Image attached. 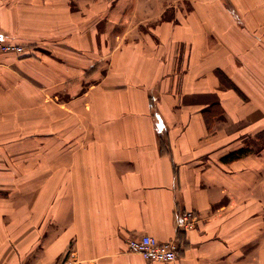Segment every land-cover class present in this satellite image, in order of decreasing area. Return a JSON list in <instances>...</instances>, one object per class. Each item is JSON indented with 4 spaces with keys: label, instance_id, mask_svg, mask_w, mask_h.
<instances>
[{
    "label": "crops",
    "instance_id": "crops-1",
    "mask_svg": "<svg viewBox=\"0 0 264 264\" xmlns=\"http://www.w3.org/2000/svg\"><path fill=\"white\" fill-rule=\"evenodd\" d=\"M0 40V264H264V0H0Z\"/></svg>",
    "mask_w": 264,
    "mask_h": 264
},
{
    "label": "built area",
    "instance_id": "built-area-1",
    "mask_svg": "<svg viewBox=\"0 0 264 264\" xmlns=\"http://www.w3.org/2000/svg\"><path fill=\"white\" fill-rule=\"evenodd\" d=\"M0 52L22 55L25 49L23 46L0 40ZM193 218L192 214L185 213L182 227L185 229L194 228ZM128 246L130 250L141 254L150 262H172L178 258L179 245L177 239L161 241L152 235H142L130 238Z\"/></svg>",
    "mask_w": 264,
    "mask_h": 264
},
{
    "label": "trees",
    "instance_id": "trees-1",
    "mask_svg": "<svg viewBox=\"0 0 264 264\" xmlns=\"http://www.w3.org/2000/svg\"><path fill=\"white\" fill-rule=\"evenodd\" d=\"M221 75H222L223 79L227 80V78H226L223 74H221ZM227 81H228V80H227ZM231 85H233V84H231ZM234 87H235V86H234ZM242 153H243V150L240 151V152H238V153L230 154L227 158L239 157Z\"/></svg>",
    "mask_w": 264,
    "mask_h": 264
}]
</instances>
